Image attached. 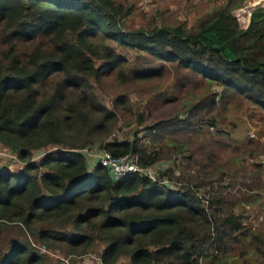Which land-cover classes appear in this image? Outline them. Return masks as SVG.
Segmentation results:
<instances>
[{
	"label": "trees",
	"instance_id": "16d2710c",
	"mask_svg": "<svg viewBox=\"0 0 264 264\" xmlns=\"http://www.w3.org/2000/svg\"><path fill=\"white\" fill-rule=\"evenodd\" d=\"M242 1L225 0L193 26L157 17L126 26V0H0V143L22 161L0 164V264L65 263L49 250L68 264L93 250L101 264H264V221L252 225L239 207L260 198L264 144L249 138L227 155L238 147L208 128L234 100L264 109V4L241 26L233 8ZM120 48L138 51L129 71ZM171 67L200 89L141 134L107 139L118 113L95 91L100 76L144 80ZM122 90L116 107L130 102ZM95 144L143 166L178 152L186 163L157 167L155 179H113L82 149Z\"/></svg>",
	"mask_w": 264,
	"mask_h": 264
},
{
	"label": "rangeland",
	"instance_id": "374dc122",
	"mask_svg": "<svg viewBox=\"0 0 264 264\" xmlns=\"http://www.w3.org/2000/svg\"><path fill=\"white\" fill-rule=\"evenodd\" d=\"M126 2L132 6V12L125 23L126 26L146 25L156 17L159 23H175L184 20L187 26H193L197 23L199 17L211 14L213 8L219 6L225 0H126ZM259 3L264 4V0H244L233 8V12L238 17L241 26L247 24L251 7ZM162 9L163 11L158 14ZM120 51L127 58V63L124 67L126 71H129V64L132 63V66H134L137 63L136 59L139 58L137 56L138 51L130 48H120ZM131 76H121L119 73L117 75L115 69L101 75L97 83H95V91L98 97L118 113L117 121L106 133L107 139L130 136L135 134L137 130L141 134L145 130L143 127L145 122L157 117L177 113L181 103L188 102L201 87L193 84L182 86L185 78L182 79L180 71L173 67L168 71L165 69L162 75L158 77L142 80L143 78L138 79ZM122 88L128 89L127 94L130 97V102L128 104H119L116 107L113 104V98L123 91ZM173 90L175 91L173 92ZM234 102V104L229 106L228 113L222 120L217 125H211L208 128L215 136L229 137L227 140H230L238 149L236 151L229 150L227 155L238 156L248 148L249 138L257 139L264 144V109L244 98L234 100ZM219 110L223 112L222 108H219ZM140 115L143 117V122L139 121ZM57 146L58 144L48 143L42 147L48 150ZM39 155L36 152L34 153L35 158H38ZM260 158L264 159V150L260 153ZM185 163V155L178 152L168 159L158 160L157 167L162 165H165V167L173 166L175 171L178 172L180 168H184ZM0 164L6 168L16 170L20 168L22 161L10 147L0 143ZM254 191L259 195V200L239 206L245 208L244 212L248 213L245 219L252 220V225L264 221V184L255 186ZM253 207L257 212H251ZM49 253L61 260L67 257L68 260H64L65 263L63 262V264L70 262L69 256L58 250H49ZM77 260L82 264H85L84 261H88L89 264H101L95 250L85 253ZM124 262L120 261L118 264H124Z\"/></svg>",
	"mask_w": 264,
	"mask_h": 264
},
{
	"label": "built area",
	"instance_id": "2783aa9c",
	"mask_svg": "<svg viewBox=\"0 0 264 264\" xmlns=\"http://www.w3.org/2000/svg\"><path fill=\"white\" fill-rule=\"evenodd\" d=\"M112 138V137H111ZM89 162L91 161H100L102 164H105L109 167L111 177L113 179L121 178L128 174L131 171H138L141 173H145L153 179L157 178L156 169L157 162L152 165L143 166L140 165L137 161V154L127 152L122 154L113 153L110 149L105 147H100L98 145L84 146L82 147ZM162 166H158V168H162ZM161 182L169 181L167 178H159ZM171 184V183H170ZM41 249H46L45 244H38ZM67 261V257L64 258ZM146 264H166L163 260H152Z\"/></svg>",
	"mask_w": 264,
	"mask_h": 264
},
{
	"label": "crops",
	"instance_id": "0c3cea01",
	"mask_svg": "<svg viewBox=\"0 0 264 264\" xmlns=\"http://www.w3.org/2000/svg\"><path fill=\"white\" fill-rule=\"evenodd\" d=\"M82 261V260H81ZM83 262V261H82ZM85 262V264H89V262L88 261H84ZM101 263V262H100Z\"/></svg>",
	"mask_w": 264,
	"mask_h": 264
}]
</instances>
